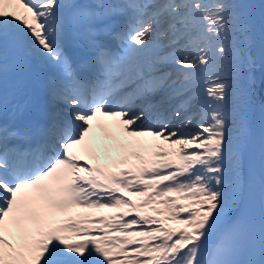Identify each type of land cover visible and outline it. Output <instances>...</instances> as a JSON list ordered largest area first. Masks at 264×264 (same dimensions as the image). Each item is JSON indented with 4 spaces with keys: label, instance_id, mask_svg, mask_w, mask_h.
<instances>
[{
    "label": "snow or ice",
    "instance_id": "obj_1",
    "mask_svg": "<svg viewBox=\"0 0 264 264\" xmlns=\"http://www.w3.org/2000/svg\"><path fill=\"white\" fill-rule=\"evenodd\" d=\"M252 7L0 0V264H264Z\"/></svg>",
    "mask_w": 264,
    "mask_h": 264
},
{
    "label": "bare ground",
    "instance_id": "obj_2",
    "mask_svg": "<svg viewBox=\"0 0 264 264\" xmlns=\"http://www.w3.org/2000/svg\"><path fill=\"white\" fill-rule=\"evenodd\" d=\"M240 2L253 6L250 9V11L253 13V15L255 17L257 26H259L261 12L264 11V9L261 8V5L264 4V0H240ZM254 74H255L256 80H257L256 97H255V101H256L255 121H256L257 127H259V122H260L259 106L261 103H263V99H264V78H262L264 75V68L260 67V58H259V50L258 49H257V67L255 69ZM94 124H95V122H94ZM93 133H94V136H93L94 138L101 137L103 135V133L99 129H95V128H94ZM76 152L78 155L85 156V158H87V156H88V154L85 153L80 148H77Z\"/></svg>",
    "mask_w": 264,
    "mask_h": 264
},
{
    "label": "rangeland",
    "instance_id": "obj_3",
    "mask_svg": "<svg viewBox=\"0 0 264 264\" xmlns=\"http://www.w3.org/2000/svg\"><path fill=\"white\" fill-rule=\"evenodd\" d=\"M262 100V99H261ZM263 103H264V99H263Z\"/></svg>",
    "mask_w": 264,
    "mask_h": 264
}]
</instances>
